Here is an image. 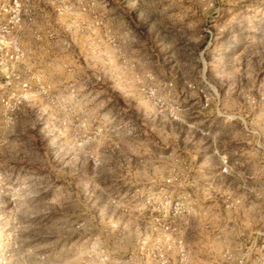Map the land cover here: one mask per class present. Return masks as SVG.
Wrapping results in <instances>:
<instances>
[{"label": "rangeland", "instance_id": "374dc122", "mask_svg": "<svg viewBox=\"0 0 264 264\" xmlns=\"http://www.w3.org/2000/svg\"><path fill=\"white\" fill-rule=\"evenodd\" d=\"M0 264H264V0H0Z\"/></svg>", "mask_w": 264, "mask_h": 264}]
</instances>
